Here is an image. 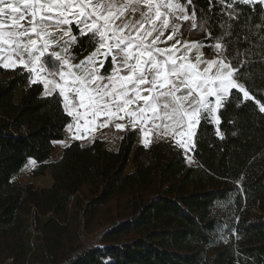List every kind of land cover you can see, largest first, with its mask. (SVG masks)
Segmentation results:
<instances>
[{
  "label": "trees",
  "instance_id": "1",
  "mask_svg": "<svg viewBox=\"0 0 264 264\" xmlns=\"http://www.w3.org/2000/svg\"><path fill=\"white\" fill-rule=\"evenodd\" d=\"M193 4L198 15L208 11V0ZM262 7L256 4V12ZM219 12L217 3L213 37L221 33ZM246 12L260 23L251 7ZM183 32L204 41L211 54L213 39L187 26ZM90 50L73 48L78 57ZM240 71L254 99L220 109L219 125L201 121L197 165L171 142L138 144L137 129L124 133L118 150L100 139L89 146L72 142L47 163L71 121L62 97L42 96L41 83L24 87L29 73L21 67H0V264H264V113L256 104L264 103V61L257 55ZM232 93L242 100V93ZM29 159L39 163L34 175L50 168L52 185L13 179ZM231 195L238 220L228 240L218 242L211 208ZM96 230L99 242L87 244L86 235Z\"/></svg>",
  "mask_w": 264,
  "mask_h": 264
},
{
  "label": "snow or ice",
  "instance_id": "2",
  "mask_svg": "<svg viewBox=\"0 0 264 264\" xmlns=\"http://www.w3.org/2000/svg\"><path fill=\"white\" fill-rule=\"evenodd\" d=\"M208 2V11L198 15L193 0H0V67L26 70L30 83L43 84L46 96L58 89L64 112L74 121L67 126L69 131L75 126L74 139L127 120L133 129L141 127L145 147L155 130L188 150L195 147L202 120L219 125L220 109L233 100L239 107L254 99L240 69L257 55L264 61V7L255 9L264 0ZM217 3L221 33L213 37ZM249 7L260 23H252ZM185 26L215 41L208 46L211 58L205 57L204 41L184 39ZM84 45L90 54L73 63V48ZM230 49L235 50L231 58ZM46 56L57 62L51 71ZM232 90L242 93V100ZM256 104L264 113V103ZM148 124L152 128L142 127ZM125 127L115 123L118 130ZM216 134L223 138L219 129Z\"/></svg>",
  "mask_w": 264,
  "mask_h": 264
},
{
  "label": "crops",
  "instance_id": "3",
  "mask_svg": "<svg viewBox=\"0 0 264 264\" xmlns=\"http://www.w3.org/2000/svg\"><path fill=\"white\" fill-rule=\"evenodd\" d=\"M184 39L189 40V41H199L197 38H194V37L190 36V34L188 32H184ZM203 51H204V49H203ZM89 54H90V52L87 53V54H85V55H83V56H81V57L76 56V59L73 61V63H79L81 60H83ZM205 57L206 58H211V54L210 55H207L205 53ZM45 67L46 68H49L46 61H45ZM49 70L51 71L52 68H49ZM31 75L32 74L29 73V77L26 80V82L24 84V87H28V86L32 85V83H30ZM42 75H44V74H42ZM55 78L57 80H59V77L58 76H56ZM37 83H40V82H37ZM58 91L59 90L57 89L53 94L58 93ZM41 95L42 96H46L44 94L43 84H42V92H41ZM210 99L214 100V98H210ZM62 100H63V98H62ZM104 119L105 118H101V120L97 121V124L98 125L99 124H102ZM117 122L118 123H124L126 125L125 129L124 130H118V129H116L115 128V123H117ZM80 123L83 124V121H80ZM68 124H73L74 125V121H73V118L72 117H71V121ZM68 124L64 128V137L61 138V139H57V140L54 141V150H53L50 158L46 161L47 163H50L52 161H56V160L60 159L61 156L63 155L64 148L67 145H69L70 143H72V142H79L82 146H89L95 140L100 139V140H102L104 142V145H105L106 148H108L110 150H118L119 147H120L121 139H122L124 133L127 130H133V128L131 127V125L128 123L127 120H125V121H114L113 123L109 124L107 127H97L94 132H90V133L87 134L88 135V138L74 139L73 137H74V135H76L75 126L73 127V129L71 131H69V129L67 127ZM142 127H144L145 129H147V128H152V125L151 124H148V125H144ZM198 127H197V131H198ZM136 129L138 130L137 143L144 145L143 140H144L145 137L143 135V132L141 131V127H137ZM80 135L81 136H84L85 135V132L82 130L81 133H80ZM147 138L150 141V143L148 144V146H150V145H152L154 143L160 142V141L171 142L172 144L178 146L176 144V139L177 138H174L172 136H167V137L161 138L156 133L155 130H153L152 132H150V134H149V136ZM195 140H196V136L194 137V143H195ZM181 149L184 152V155L186 157V160H187L188 164H190V165H197L198 164L197 160L194 157V153H193L194 152V148H191V149H188V150H185L184 148H181ZM49 172H50V175H49V178H48L49 179L48 184L46 186H40L41 188L47 187V186H50V185L53 184L54 179L52 177L50 168H49Z\"/></svg>",
  "mask_w": 264,
  "mask_h": 264
},
{
  "label": "rangeland",
  "instance_id": "4",
  "mask_svg": "<svg viewBox=\"0 0 264 264\" xmlns=\"http://www.w3.org/2000/svg\"><path fill=\"white\" fill-rule=\"evenodd\" d=\"M38 166L39 163L36 160L29 159L23 169L13 176V179L22 185H25L28 182H33L37 187L46 186L49 181V168H47L43 174L34 175L33 169L37 168ZM132 166L133 165L130 162L128 170H131ZM210 218L212 221L211 232L215 240L218 242H226L229 238L230 232L233 230L238 220V211L234 195L214 203L211 208ZM99 235V230L89 233L86 235L85 242L87 244L99 242Z\"/></svg>",
  "mask_w": 264,
  "mask_h": 264
},
{
  "label": "water",
  "instance_id": "5",
  "mask_svg": "<svg viewBox=\"0 0 264 264\" xmlns=\"http://www.w3.org/2000/svg\"><path fill=\"white\" fill-rule=\"evenodd\" d=\"M45 61L47 62L49 68H53V66L57 63L54 60L48 58L47 56L45 57Z\"/></svg>",
  "mask_w": 264,
  "mask_h": 264
}]
</instances>
